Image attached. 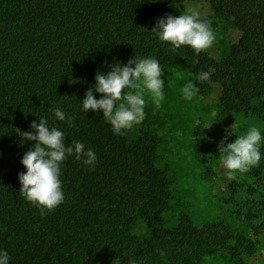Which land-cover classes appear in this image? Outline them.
Listing matches in <instances>:
<instances>
[{
    "label": "trees",
    "instance_id": "1",
    "mask_svg": "<svg viewBox=\"0 0 264 264\" xmlns=\"http://www.w3.org/2000/svg\"><path fill=\"white\" fill-rule=\"evenodd\" d=\"M187 1L0 0V249L11 264H115L116 258L121 264H202L213 256L248 264L255 255L253 237L261 227L252 223L264 211V156L247 175L256 183L242 178L259 208H236L241 227L195 225L186 215L167 225L172 190L165 143L152 128L158 116L145 111L142 123L115 135L101 112L80 109L97 71L143 56L159 60L163 71L188 63L186 81L196 83L198 96L217 86L228 113H264V0H198L239 34L219 59L188 46L174 49L151 32L157 18ZM209 69L211 83H198L197 74ZM57 106L75 116L71 127L55 120ZM41 117L65 132L66 145L81 141L98 158L92 169L74 156L64 161L65 200L43 216L20 195L17 179L24 171L20 159L35 141L21 143L16 135L32 131Z\"/></svg>",
    "mask_w": 264,
    "mask_h": 264
},
{
    "label": "clouds",
    "instance_id": "2",
    "mask_svg": "<svg viewBox=\"0 0 264 264\" xmlns=\"http://www.w3.org/2000/svg\"><path fill=\"white\" fill-rule=\"evenodd\" d=\"M151 32L159 41L169 43L174 49L188 46L197 55L212 47L216 40L211 25L195 9L179 16L165 15L157 18ZM213 71H200L197 82L211 83ZM94 80L95 84L85 92L84 99L79 103L80 109L83 113L89 110L93 113L101 112L115 135H122L144 121L145 92L157 108L165 95L166 77L160 61L154 57L135 56L124 64L116 62L107 73L97 71ZM199 91L196 83L189 81L180 89L181 98L191 101ZM94 92L100 94L99 98L94 97ZM52 115L55 120L66 123L68 127L75 120L74 115L68 114L59 106L52 109ZM30 128L32 131L16 132L22 138L21 143L24 140L35 141L20 159L24 171L17 174L19 193L28 203L37 207L43 216L55 210L65 200L60 179L64 161L74 156L92 169L97 165L98 158L95 151L81 141L72 140L66 145L65 132L51 126L47 117L39 118L38 122L34 120ZM262 149L264 135L256 126H250L243 133L236 134L233 142L225 144L222 139L218 145L222 166L228 176L234 172L245 173L258 166L264 156ZM114 261L115 264H121L118 258ZM0 264H11L7 250L0 249ZM128 264L137 262L131 259Z\"/></svg>",
    "mask_w": 264,
    "mask_h": 264
},
{
    "label": "rangeland",
    "instance_id": "3",
    "mask_svg": "<svg viewBox=\"0 0 264 264\" xmlns=\"http://www.w3.org/2000/svg\"><path fill=\"white\" fill-rule=\"evenodd\" d=\"M190 9L198 11L216 35L214 44L205 52L214 59L225 56L229 46L237 41L238 32L216 19L210 7L198 0L175 6L173 16ZM163 73L166 77L164 99L157 108L145 92V111L158 116L152 128L165 143L161 152L168 164L166 176L171 183L172 200L168 212L163 215L164 220L171 225L186 215L195 225L223 221L232 228L241 227L236 208L252 206L254 212L259 208L251 202L253 197L243 186L242 178L253 183L256 180L247 176L249 171L228 176L222 166L218 145L222 139L225 144L233 142L236 134L243 133L250 126L260 128L264 135V113L249 117L228 113L218 102L217 86L205 96L183 100L180 89L191 76L188 63ZM258 216L259 220L252 223L261 227L258 235L253 237L255 231H247L259 241L257 252L247 260L248 264H264V211ZM202 264L227 263L213 256L205 258Z\"/></svg>",
    "mask_w": 264,
    "mask_h": 264
}]
</instances>
